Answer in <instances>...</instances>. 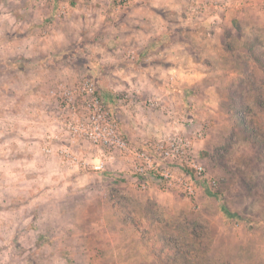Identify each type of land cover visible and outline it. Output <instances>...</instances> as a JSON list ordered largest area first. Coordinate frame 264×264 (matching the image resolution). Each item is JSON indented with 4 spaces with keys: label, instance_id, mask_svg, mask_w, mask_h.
Listing matches in <instances>:
<instances>
[{
    "label": "clouds",
    "instance_id": "9594fccd",
    "mask_svg": "<svg viewBox=\"0 0 264 264\" xmlns=\"http://www.w3.org/2000/svg\"><path fill=\"white\" fill-rule=\"evenodd\" d=\"M0 264H264V0H0Z\"/></svg>",
    "mask_w": 264,
    "mask_h": 264
}]
</instances>
